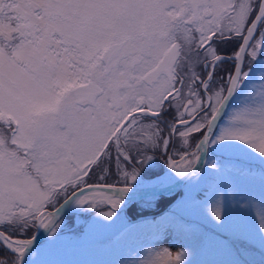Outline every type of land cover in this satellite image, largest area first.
<instances>
[{"label":"snow or ice","instance_id":"snow-or-ice-1","mask_svg":"<svg viewBox=\"0 0 264 264\" xmlns=\"http://www.w3.org/2000/svg\"><path fill=\"white\" fill-rule=\"evenodd\" d=\"M0 264H264V0H0Z\"/></svg>","mask_w":264,"mask_h":264},{"label":"rangeland","instance_id":"rangeland-1","mask_svg":"<svg viewBox=\"0 0 264 264\" xmlns=\"http://www.w3.org/2000/svg\"><path fill=\"white\" fill-rule=\"evenodd\" d=\"M83 219V218H82ZM145 226V227H143ZM138 231L133 232L129 235L124 236L122 239H120L119 243L116 245V247L120 251L127 252L132 248H135L139 250L141 247L145 248H161V247H168V242L165 240V238L162 235H159L156 233L155 229H153L151 226H148L145 224V222H139L137 224ZM115 243V242H113ZM173 243H176L173 241ZM171 252L173 255H175L180 249L176 247H172ZM66 259H75L79 257L74 256H67L62 257ZM108 258V257H106ZM198 259H207V257L200 256L197 257Z\"/></svg>","mask_w":264,"mask_h":264},{"label":"trees","instance_id":"trees-1","mask_svg":"<svg viewBox=\"0 0 264 264\" xmlns=\"http://www.w3.org/2000/svg\"><path fill=\"white\" fill-rule=\"evenodd\" d=\"M145 224H147L146 222H145ZM148 226H150L149 224H147ZM143 227H145V226H143Z\"/></svg>","mask_w":264,"mask_h":264}]
</instances>
